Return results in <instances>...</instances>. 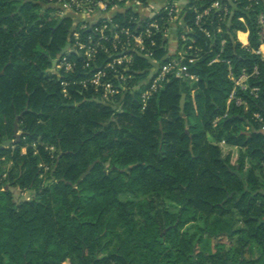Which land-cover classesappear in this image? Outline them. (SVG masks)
I'll return each instance as SVG.
<instances>
[{"label":"trees","instance_id":"16d2710c","mask_svg":"<svg viewBox=\"0 0 264 264\" xmlns=\"http://www.w3.org/2000/svg\"><path fill=\"white\" fill-rule=\"evenodd\" d=\"M21 1L0 0V146L14 139L16 124L22 131L18 143L0 148V264H264V134L251 115L264 108V59L236 40L233 28L246 29L242 13L208 40L192 9L203 1L191 0L186 20L194 31L178 38L180 49L201 48L187 50L198 80L171 76L144 110L127 93L115 112L91 89L65 98L48 72L81 21L65 16L57 25L41 0H23L21 15H11ZM245 17L256 47L253 11ZM89 34L98 37L81 29ZM154 39L155 57L167 61L166 37ZM80 63L68 78L82 75ZM149 66L135 57L130 84ZM243 71L258 87L257 95L236 88L248 111L234 101L227 108L229 73ZM222 236L238 245L227 247Z\"/></svg>","mask_w":264,"mask_h":264},{"label":"built area","instance_id":"2783aa9c","mask_svg":"<svg viewBox=\"0 0 264 264\" xmlns=\"http://www.w3.org/2000/svg\"><path fill=\"white\" fill-rule=\"evenodd\" d=\"M60 1L73 10L74 19L82 18L81 24L75 23V28L70 32V47L64 54L55 58V66L52 70L50 69L51 73L57 77L61 93L65 98H72L73 90L91 89L93 97L98 102L110 105L115 112H122L125 109V95L128 93L141 103V109L144 110L149 100L171 76L198 80V75L192 73L189 68L190 64L195 62L196 56L187 50L195 52L201 50L193 43L188 44L185 49H179L172 56H164L170 57L167 61L162 62L155 57L156 41L154 36L160 32L166 37L169 23L176 16V9L172 3L169 2L159 9L153 7L151 0ZM197 1H203L200 5L192 7L197 31L208 40H212L216 33H223L225 25L231 24V18L235 13L241 12L238 19L246 25V29L233 28L236 40L242 47L252 50L264 59V0ZM142 11H146V13L143 14ZM250 11H253L258 27V45L256 47L251 45L250 30L246 23L245 13ZM119 16H124L127 19L126 23L117 22L116 18ZM162 19L165 22L161 26L160 20ZM213 22L216 23L215 29L209 27V24L212 25ZM188 27V31H194L189 25ZM84 28L93 30L98 34V37L95 38L92 34L83 37L81 29ZM240 33L244 34L245 38H241ZM224 41L225 39L221 38V50ZM106 42L111 44L108 46ZM101 51L106 57L104 61L99 62ZM72 53L76 54L77 58H71ZM135 57L147 59L150 66L145 70H138L146 71V75L131 85L132 79L135 78L136 70H133ZM218 60H220L219 55L214 58V61ZM80 62H82V75L68 78L67 74L79 68ZM229 76L235 84L227 99V108L230 102L234 101L245 111L250 110L248 103L237 95L236 88L250 89L252 94L257 95L258 87L249 86V74L245 71L238 78H234L232 72L229 73ZM226 115L227 113L224 114V116ZM251 115L258 130L264 134V108L252 109Z\"/></svg>","mask_w":264,"mask_h":264},{"label":"crops","instance_id":"0c3cea01","mask_svg":"<svg viewBox=\"0 0 264 264\" xmlns=\"http://www.w3.org/2000/svg\"><path fill=\"white\" fill-rule=\"evenodd\" d=\"M190 0H151V4L153 7L156 8H162L164 5L167 3H172L173 6L176 9V16L169 23L168 30H167V45H166V54L164 56H172L174 55L177 51H179V36L178 33L179 31H182L184 33H188V23L186 20V9L188 7ZM143 14L146 13V11H142ZM78 17V16H76ZM81 18V17H80ZM78 19V18H77ZM82 19V18H81ZM80 19V20H81ZM79 20V19H78ZM241 38H245V35L240 33ZM18 127V126H17Z\"/></svg>","mask_w":264,"mask_h":264},{"label":"rangeland","instance_id":"374dc122","mask_svg":"<svg viewBox=\"0 0 264 264\" xmlns=\"http://www.w3.org/2000/svg\"><path fill=\"white\" fill-rule=\"evenodd\" d=\"M39 3H40V7L43 10L46 9L47 7H53L54 8L53 13H56L55 15L57 17H59L60 19H63V17H65V16H72L74 21L77 20V18L74 19L75 14H74L73 10L70 7H68L67 5H65L60 0H41ZM52 68L53 67L51 65V67L49 68L48 72H51ZM183 94H185V93H183ZM185 101H186V94H185ZM180 102H181V99H180ZM241 128L243 130L248 131V130L251 129V126H247L246 124H242ZM50 149H51V151H53L52 147H50ZM24 150L25 149H23V151ZM7 165H10V163H8ZM239 174H240V176L242 178V177H246L247 173H246V171H244L242 174L239 172ZM12 190H13L14 194L16 195V197H18V198H27L28 195H29L28 191L25 192V193H21V191H20V189L18 187H12ZM122 198L125 199V196L123 195ZM221 240H222L223 243H226L227 247H236L238 245L235 238L231 240V239L227 238L226 236H222ZM245 256L247 257L248 253H245Z\"/></svg>","mask_w":264,"mask_h":264},{"label":"water","instance_id":"95a60500","mask_svg":"<svg viewBox=\"0 0 264 264\" xmlns=\"http://www.w3.org/2000/svg\"><path fill=\"white\" fill-rule=\"evenodd\" d=\"M61 21H62V19H59L57 25H59ZM57 25H56V26H57ZM69 47H70V43L67 42V43L65 44V46L62 48V50L60 51L59 55L64 54V53L67 51V49H68ZM55 63H56V59H53V60L51 61V65H52V67L55 66ZM184 102H185V94H183V95H182V98H181V102H180V106H181V108L184 107ZM67 105H68V106H73L74 104H73V103H70V104H67ZM160 127L162 128L161 125H160ZM21 133H22V131L18 129L17 124H16L15 127H14V139H8V140H6V141L0 146V148H6V147L11 146L12 144L18 143V141H19L20 138H21ZM93 164H94V163H93ZM93 164H91V165L88 167L87 171H86L84 174H82V177H84V176L89 172V170H90V168L93 166ZM234 173L237 174V175L241 178V176H240V174H239V172H238L237 170H235ZM231 196H232V194H229L228 197H231Z\"/></svg>","mask_w":264,"mask_h":264},{"label":"flooded vegetation","instance_id":"af4514ba","mask_svg":"<svg viewBox=\"0 0 264 264\" xmlns=\"http://www.w3.org/2000/svg\"><path fill=\"white\" fill-rule=\"evenodd\" d=\"M26 1H21L19 4H17L16 5V9H15V11H13L12 13H11V15H15V13H17L18 15H21V8H22V6H23V4L25 3ZM26 24V21H25V19H23V26Z\"/></svg>","mask_w":264,"mask_h":264},{"label":"bare ground","instance_id":"6f19581e","mask_svg":"<svg viewBox=\"0 0 264 264\" xmlns=\"http://www.w3.org/2000/svg\"><path fill=\"white\" fill-rule=\"evenodd\" d=\"M243 35V34H242Z\"/></svg>","mask_w":264,"mask_h":264}]
</instances>
